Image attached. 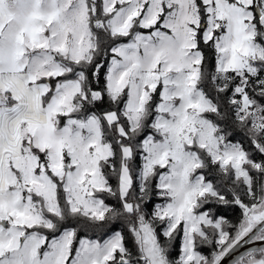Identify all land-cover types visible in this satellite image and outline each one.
Wrapping results in <instances>:
<instances>
[{
	"label": "snow or ice",
	"instance_id": "1",
	"mask_svg": "<svg viewBox=\"0 0 264 264\" xmlns=\"http://www.w3.org/2000/svg\"><path fill=\"white\" fill-rule=\"evenodd\" d=\"M233 257L264 264V0H0V264Z\"/></svg>",
	"mask_w": 264,
	"mask_h": 264
},
{
	"label": "water",
	"instance_id": "2",
	"mask_svg": "<svg viewBox=\"0 0 264 264\" xmlns=\"http://www.w3.org/2000/svg\"><path fill=\"white\" fill-rule=\"evenodd\" d=\"M246 250H247V246L242 247L239 251H240V252H243V251H246ZM238 254H239V253H238ZM234 259H235V257H233L232 260H229V261H228V264H233Z\"/></svg>",
	"mask_w": 264,
	"mask_h": 264
}]
</instances>
